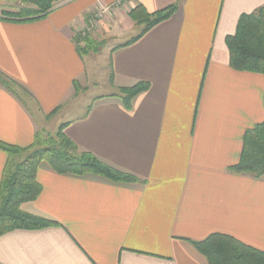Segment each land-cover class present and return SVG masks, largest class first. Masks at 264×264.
<instances>
[{
  "label": "crops",
  "instance_id": "1",
  "mask_svg": "<svg viewBox=\"0 0 264 264\" xmlns=\"http://www.w3.org/2000/svg\"><path fill=\"white\" fill-rule=\"evenodd\" d=\"M137 5L177 9L135 40L142 25L129 12ZM262 7L264 0H57L40 20L0 17V73L32 103L0 86V142L25 148L36 132L65 125L80 151L137 179L61 176L40 165V194L21 210L57 226L1 236L0 264H208L191 242L212 234L264 252V177L229 170L245 131L264 120V75L231 69L225 44L240 16ZM94 14L87 36L102 46L81 57L75 35ZM99 58L110 90L84 103ZM140 82L149 88L127 111L116 96ZM6 161L0 149V182Z\"/></svg>",
  "mask_w": 264,
  "mask_h": 264
},
{
  "label": "trees",
  "instance_id": "2",
  "mask_svg": "<svg viewBox=\"0 0 264 264\" xmlns=\"http://www.w3.org/2000/svg\"><path fill=\"white\" fill-rule=\"evenodd\" d=\"M17 1L22 7L17 11H2L0 14L2 19L13 22L40 20L53 10L57 2V0ZM176 9V5H170L154 13H147L141 5L131 9L129 12L131 20L137 25H142V30L135 40L158 24L169 20ZM87 35L82 36L79 32L75 35L76 50L81 57L89 52L97 53L102 46V43L91 41ZM225 44L231 69L264 75V7L252 14L241 15L234 34L226 37ZM0 86L19 100L20 95L29 97V93L23 87L1 73ZM73 87L77 94L80 89L77 82L73 83ZM148 88V83L140 82L121 89V94L116 97L121 101L123 108L130 111L133 99L146 92ZM58 110L59 108L52 111L48 117ZM64 127L65 125H61L55 134L36 132L33 143L25 148L0 142V149L7 154L0 182V237L15 230L35 231L57 226L56 222L21 210L22 204L35 201L40 194L41 187L36 180V172L42 164L61 176L92 175L112 183L137 182L134 176L100 161L89 152L80 151L64 134ZM229 170L254 179L264 177V120L245 131L239 160ZM191 244L206 258L208 264H264L263 251L247 246L229 235L212 234L202 241Z\"/></svg>",
  "mask_w": 264,
  "mask_h": 264
},
{
  "label": "rangeland",
  "instance_id": "3",
  "mask_svg": "<svg viewBox=\"0 0 264 264\" xmlns=\"http://www.w3.org/2000/svg\"><path fill=\"white\" fill-rule=\"evenodd\" d=\"M0 4H2V6L6 9L5 11H17L22 7L17 0H0ZM95 65L98 68L96 69V71L91 72L92 74H90V81L93 82V84L96 83V87H93V84L90 81L86 83L87 90L89 91H87L85 95H83V98H79L80 100L83 99L84 103H87L89 99H93L95 96L107 95L110 90L108 86V80L106 78L107 74L105 69V61L103 63V59L101 60L99 58V60H95ZM118 94L120 95L121 92L119 91ZM21 100L23 102H26L25 104H29L32 106V103L23 96L21 97ZM26 155H28V153L25 154V156Z\"/></svg>",
  "mask_w": 264,
  "mask_h": 264
},
{
  "label": "built area",
  "instance_id": "4",
  "mask_svg": "<svg viewBox=\"0 0 264 264\" xmlns=\"http://www.w3.org/2000/svg\"><path fill=\"white\" fill-rule=\"evenodd\" d=\"M98 17L97 14H94L90 17V21H89V25L88 27H85L84 29H81L79 30L78 32L82 35V36H85L87 34H89L91 32V30L93 29L94 27V22L96 20V18Z\"/></svg>",
  "mask_w": 264,
  "mask_h": 264
}]
</instances>
